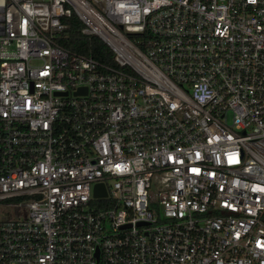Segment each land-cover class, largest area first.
Returning <instances> with one entry per match:
<instances>
[{
    "label": "built area",
    "instance_id": "obj_1",
    "mask_svg": "<svg viewBox=\"0 0 264 264\" xmlns=\"http://www.w3.org/2000/svg\"><path fill=\"white\" fill-rule=\"evenodd\" d=\"M0 264H264V0H0Z\"/></svg>",
    "mask_w": 264,
    "mask_h": 264
},
{
    "label": "trees",
    "instance_id": "obj_2",
    "mask_svg": "<svg viewBox=\"0 0 264 264\" xmlns=\"http://www.w3.org/2000/svg\"><path fill=\"white\" fill-rule=\"evenodd\" d=\"M65 22H70L71 27L67 31V36L61 39V44L68 49L91 54L97 59L110 61L112 51L105 42L98 36L86 37L83 36L80 29L82 23L74 14L70 19H64Z\"/></svg>",
    "mask_w": 264,
    "mask_h": 264
},
{
    "label": "water",
    "instance_id": "obj_3",
    "mask_svg": "<svg viewBox=\"0 0 264 264\" xmlns=\"http://www.w3.org/2000/svg\"><path fill=\"white\" fill-rule=\"evenodd\" d=\"M95 194L97 196L107 195V191L104 188V185L102 183H99V184L96 185V187H95Z\"/></svg>",
    "mask_w": 264,
    "mask_h": 264
}]
</instances>
